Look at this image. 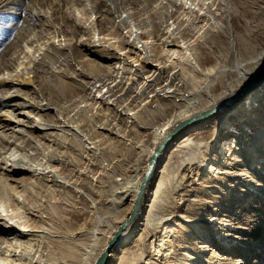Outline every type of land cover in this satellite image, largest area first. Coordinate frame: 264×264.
Here are the masks:
<instances>
[{
	"label": "bare ground",
	"instance_id": "6f19581e",
	"mask_svg": "<svg viewBox=\"0 0 264 264\" xmlns=\"http://www.w3.org/2000/svg\"><path fill=\"white\" fill-rule=\"evenodd\" d=\"M114 1L108 4L113 11L110 13L111 16L113 15V19L109 20L111 30L104 34L95 22L97 18L95 12H98L96 8L99 3H95L92 0H85V6L81 8L83 10L80 9L83 16H79L81 14L79 11V15H76L75 18V24L67 20L66 26L59 24L60 26L58 25V27L56 24L55 26L53 25L54 21L50 18L49 13L45 12L44 6H40L42 4L40 1L34 2L35 6L31 7L28 4L31 0H0L1 15H10L14 18L19 16L21 19V22L17 24L15 29L12 26L13 23L8 24L6 22L7 25L0 26V30L5 31L4 38L0 43V264H96L122 225H120V222L112 226H106L108 223L107 219L101 217L102 221L98 225L104 223L102 230H99L98 225H96L92 229V232L90 230L76 231L75 229L61 231L52 226L59 215L60 207L56 203L53 205L45 200L44 194L41 197L43 185L41 187L38 181L43 182L45 178H50L53 187L52 196L54 197L57 196V188L60 184H64L63 178L59 173L60 171L51 166L55 156L48 157L50 160L45 159L44 155L47 154H43L42 152L44 146V143L41 142L42 140L53 138L55 136L54 132H59L62 135H73L74 138L76 137L74 139L75 142L81 144L80 141H87V149L90 150V153H94L97 150V143H90L84 138L85 136H80V134L92 131L96 133L92 134L94 135L92 136V140H95L97 136L99 138L101 135L104 136L109 132L108 125L106 126L104 123L95 129H81L77 125H74V119L72 120L73 116H66V119L63 118L65 111H70V109L73 111L77 107L79 109L88 107L92 105V101L103 105L107 101L109 111L113 112L116 110L117 120H125L130 123L127 128L136 127L135 134L141 132L143 134V131L145 134H151L149 136L151 137L149 142L141 140L140 142H133L130 145L131 149H139L146 155L145 159L142 158L146 162V167L143 177L139 179L137 184L126 185L122 188L120 194L118 192L115 194L122 202L126 198H134L133 200H129L131 203L136 201L149 168L150 162L148 164V159L150 158L151 161L155 150L163 143L167 136L181 123L195 118L197 119L195 122L182 127L177 133L175 141L168 144L160 153L153 169H151L147 176L139 207L135 214L132 212L134 217L132 214L130 218L131 222H129L121 234L120 240L112 250L105 264H112L118 254H121L119 259L126 257L131 246L135 248L133 245L136 238L140 239L142 237L144 243H150L149 230L153 229L158 222L159 224H163L171 221L172 217H181V215L167 216L161 214L167 211L162 203L164 200V185L166 183L163 177L169 172L168 167L171 154L185 153L187 160L195 159L194 155H196V152L202 146L206 154L202 162L203 167L207 162H211L218 168L216 169L211 166L209 173L217 171L216 174L221 176V178L214 177L215 181L213 182H208L205 198H197L195 200L199 203L192 210V212H196V215L191 220L185 221V223L190 225L191 232L190 235L184 234L182 238L183 242L188 243L190 240H193L192 238L204 240L203 234L206 233V230L209 233L214 230L212 223L218 225V230H221L219 226H233L235 227V231L240 227V221L232 217V214L237 215V218L242 216L234 212L238 202H229L232 207L227 206L228 203L219 206L214 202V198H216L214 195L215 192L212 193L211 191H219L215 187L217 184L224 186L223 184H230L235 180H238V182L241 181L243 185L251 182V176L241 169L244 162L251 161L238 148L233 150L232 154L226 155L223 159L219 156L224 151H229L227 149L228 147H235L233 139L225 140V137H235L239 132L238 130L232 129V127L230 128L232 121L238 115L246 113L249 107L256 108L255 113L259 108L264 106L260 104L262 101L264 102V83L262 84L263 86L261 85L263 89L259 91V95L253 94L249 98L246 97L247 95L244 96V99L245 97L247 98V102L241 98L243 92L253 88L264 74L257 80L256 76L261 70L253 72L241 67L236 68V71L229 70V72H236L239 75V79L227 81L218 93L210 88L212 84L208 85V89H200L199 91L193 89L195 94L190 92V90L187 91L186 88L188 86L193 88V85L186 84L187 81L184 79L185 75L183 74L179 77L185 83H182V90L175 88L171 84L170 79H164L165 82H160V79L163 77L160 76L159 68L167 69V66L171 65V62L167 61L168 63H165L161 60L151 63L152 59L150 62L147 60L150 57H156L155 54H151V49L155 46L156 40L149 27L142 29L140 25L149 26L148 24H150L152 19L147 14L144 16L143 21H141L137 18L135 9L125 10L127 8L125 4L118 6ZM161 1L162 6L157 2L154 6L145 3L144 7L146 8L144 9H151L153 14H156L159 10L163 11V15H156V22L160 27L162 25L163 28L167 27L163 31L168 46L178 48L177 50H166V55L170 57V60L175 59V61H171L175 67L174 70L172 69V72L176 73L179 70L185 69L183 63L190 68L195 64V44L190 37L186 38L182 34L184 24L190 22L192 27H195L199 20H201L200 23L203 21V25L205 26V29L204 26L202 28L204 30H211V27H215L214 24L221 15L224 20L226 19L224 3L223 0H218V4L206 6L204 4L206 1L203 0H183L181 2L180 0H172L171 3L167 4L164 3L165 0ZM67 9L69 10V6ZM67 11L64 12L63 10L64 14ZM180 11H182L181 14ZM103 12L107 16L104 14L102 19L108 22V16L110 15L107 10ZM68 13L74 14L73 9H70ZM61 14H59V20L57 22L64 19V14L63 16ZM183 14H188L189 17L191 15V20L180 19ZM176 20L178 21L176 22ZM121 32L128 34L129 42L124 41ZM120 34L122 37H120ZM128 43H131V46L137 49L139 54H136V56L138 55L141 58L137 65L134 66L136 69L132 68L139 72L140 68H143L142 64H139L142 59L148 61H143L144 65L150 66V75L147 74L148 76L144 77L140 84H137L139 91L132 98H130L131 95L128 93L130 95L129 98H127V94L125 95L120 92L121 85H112L113 81H104V74L100 77H95L98 79L95 81L96 85L94 86L92 84L93 77L91 74H88L85 70L78 67L74 68L72 66L71 69L61 56L62 51H70L71 48L83 49L86 53L83 57L92 56V50L99 49L100 53L103 54L99 56L100 63L111 60H118L121 63L120 65L115 64L111 68V64L109 67H102L107 68L105 71H107L110 77L115 71H123L125 69L127 61L123 55L130 51L125 49L124 46ZM119 51L124 53L119 54ZM180 57L183 59H177ZM158 58L160 57L158 56ZM238 69L239 72H237ZM136 77L139 78L140 76ZM174 77H178V74ZM192 81L193 79L191 78V84ZM73 83L76 85L79 83V86L81 85V88L84 89L83 93L67 101L68 103L62 107L63 110H57L55 107H52L46 98L47 92L58 93L56 88L62 89L64 86L72 88L75 86ZM97 83H100V85ZM105 87L108 90L104 95H94L92 97V92L90 91H93V89L99 90V88L103 90ZM259 87L257 86L255 89ZM151 91L152 95L147 96L149 99L143 98L144 95H147ZM173 100L178 103H174ZM227 101H231L230 106L233 105L230 108L228 107V110H226L227 105H224ZM247 103H249L248 107L245 106ZM49 111L54 112L52 119L48 114ZM68 113L71 114V112ZM206 113L210 114L202 117ZM217 113H223V115L220 116L218 124L212 126V116H215ZM104 119L107 118L104 117ZM66 120L67 122H65ZM82 120L80 121L82 122ZM142 120H148L149 122L159 120L160 123L151 127V124H143ZM201 122L202 124L198 128L201 130L184 136L186 131L187 133L193 131L194 124ZM261 123H264V117H259V119L245 118L242 119L241 123L235 125L241 128L244 124L248 127H253L254 125H261ZM120 128L121 130L123 129V133L126 131V128L124 129L122 126ZM120 128L117 131L118 135L122 134ZM34 132H39L40 135L34 136ZM204 133H213V137L209 142L201 143L197 141L194 143L197 150L195 147L192 149L188 147L192 145L191 141L194 138H198ZM249 135H257L260 141L258 142V150H260V154H264V129L253 131ZM124 137L126 136L124 135ZM128 139L130 138L128 137ZM220 141H222L221 143L223 144L221 145L223 146L221 151L220 149L217 151L219 155L210 156V152L213 151L216 144ZM186 147L188 148L185 151ZM79 149L81 151L80 146ZM38 150H41V153ZM39 155H41V158ZM220 160H224V164ZM221 165L225 167L224 170L220 169L222 167ZM133 173H136L135 175L137 176V168ZM225 187L232 188L231 186ZM246 187L247 191L243 192L244 194L242 196L244 197L242 199L251 196L255 200L261 198V184ZM68 188L72 197L80 193L74 181L68 183ZM188 199H185V201ZM213 207H217L218 209ZM111 209V212H107L109 217L117 215L118 210L115 207ZM183 212H186V210H183ZM221 213H226V215ZM220 216H224L228 220ZM206 218L210 220L209 222H205L207 224L204 225L203 221H208L205 220ZM179 219L182 220V218ZM221 221H227L230 225L221 224ZM174 222L172 223L174 224ZM80 239L86 241L81 249L76 250L71 247V242L73 244L74 241H80ZM99 239L104 244L99 251H96ZM126 244H129V246L123 248ZM200 244L197 240L193 245L191 244L193 246L192 252L199 260L196 262L199 263L201 258L198 255L202 253L206 254L209 251L206 246ZM185 249H189L186 244L179 247V251ZM79 254L82 256L80 260L78 258ZM155 255L157 256L156 261H158V258L164 261L162 254L155 253ZM144 263L143 259L139 263V260L135 258L129 260L127 258L125 261V264ZM161 264L181 263L177 255H175L168 263Z\"/></svg>",
	"mask_w": 264,
	"mask_h": 264
},
{
	"label": "rangeland",
	"instance_id": "374dc122",
	"mask_svg": "<svg viewBox=\"0 0 264 264\" xmlns=\"http://www.w3.org/2000/svg\"><path fill=\"white\" fill-rule=\"evenodd\" d=\"M32 1L33 0H31V2H28L29 6L31 7L35 6L34 2L40 1L42 3L40 6H44L45 12L49 13L50 18L52 19V21H54L53 25L55 26L56 24L57 27L59 24H63V26H66L67 20L72 24H75L76 15H79V13H81V10H83L81 8L84 7L86 3L85 0ZM92 1L95 3H99L97 4L98 7L96 8L98 12H95V15H97V18L95 19L96 24L104 34L106 32H110L111 26L109 25V20L113 19V15H110V13L113 11L111 9V6H109L108 4H110V2L113 0ZM181 1L183 0H180V2ZM203 1H206L204 3L206 6L218 4V0ZM114 2L118 6H123L125 4L127 6L125 10L135 9V13L137 14L136 16L141 21H143L144 16L147 14L152 19L150 24H148L149 26L140 25L142 29L149 27L156 40L155 46H153L151 49V54H155L157 58L153 56L147 60L150 62L152 59L151 63L153 61L156 62L161 60L165 63H168L167 61H170L171 65H173H168L169 68L167 66V69L159 68L160 76L163 77L160 79V82H165L164 79H170L171 84L174 85L175 88L182 90V83H185L179 77H181L183 74L185 75L184 79L187 81L186 84L193 85V88L191 86H188L186 88L187 91L190 90V92H193L195 94L196 90L199 91L200 89H208V85L212 84V87L210 88L214 89L216 93H218L222 90L223 85L227 81H233L237 78L239 79V75H237L236 72H229V70L236 71V68L238 67L249 69V71L253 72L261 70V72L259 71L256 76L257 80L259 77H261L262 74H264V0H223L225 8L224 14L226 15V19L224 20L221 15L220 18H218L217 22L214 24L215 27H211V30H204L205 26L203 25V21L200 23L201 20H199L195 27H192L190 22L184 24V31L182 34L186 36V38L190 37L195 44V64L190 68L183 63L185 69L179 70L176 73L172 72L175 68L172 61H175V59H171V61L170 57L166 55V50H177L178 48L175 46H172V48L168 46V44L166 43V36L164 35V31L167 27L163 28V25L160 27L156 22V15L162 14L163 11L159 10L156 14H153L151 12V9H144L146 8L144 7L145 3L154 6L157 2L162 6V1L115 0ZM171 2L172 0H165L164 3L167 4ZM68 6L69 10L73 9L74 14L68 13ZM62 9L64 10V12L67 10L68 11L64 14ZM105 10H107L108 14L110 15L108 16V22L107 20L102 19V16L106 14L103 12ZM61 12L63 13L61 14ZM181 13L182 11H180V14ZM59 14H61V16H63L64 14V19L57 22L59 20ZM79 16L82 17L83 14L81 13ZM180 19H188L190 21L191 15L189 17L188 14H183ZM177 21L178 20H176V22ZM6 22L8 24L13 23L12 26L15 29L17 27V24L21 22V19L19 16L14 18L10 15L0 14V26H3L4 24L7 25ZM203 26L204 29L202 28ZM158 28L160 29L158 30ZM14 33H16V31H14ZM121 34L124 38V41L129 42V38L127 37L128 34L125 32H121ZM121 34L120 37H122ZM4 35L5 31L0 30V43L4 38ZM158 39L160 40L158 41ZM124 47L128 51L132 52H128L123 55L125 56L124 58L127 61V65L125 66V69L123 71H115V73L110 77L108 76L107 71H105V69L107 68L102 67H109V65L111 64V68L114 67L115 64L120 65L121 63L118 60L102 61V63H100L101 60L99 59V56L103 54L100 53L99 49H93L92 56L83 57V55L86 54L83 49L71 48L70 51H62L61 56L62 59L68 63L71 69L72 66L74 68L78 67L82 70H85L88 74H91L93 77L92 84L94 86L96 85L95 81H97L98 79L95 77H100L104 74V81H113L112 85H121L120 92L125 95L128 93L131 95L130 98H132L139 91L137 84H140L143 81L144 77L150 75V66L146 64L144 65L143 61H148L146 59H142L139 64H142L143 68L141 67L139 72L136 71V68L134 66L137 65L138 61H140L141 59L140 56H136V54L139 53L137 49H135V47L131 46V43L126 44ZM123 53L124 52L119 51V54ZM158 56L160 58H158ZM177 59L182 60L183 58L180 57ZM132 67L135 69H133ZM237 72H239V69L237 70ZM177 74L178 77H174L175 75L177 76ZM136 76L140 77L137 78ZM191 78L193 79L192 84L190 83ZM68 82L71 81L69 80ZM74 84L75 83H73V85ZM97 84L100 85V83ZM75 86L72 88L69 86H64L62 89L56 88L58 93L47 92L46 98L52 107L60 110L62 109L63 105H66V103H68L67 101H70L74 97L83 93L84 89L81 88V85L79 86V83L77 85L75 84ZM262 86L253 90L246 97L249 98L253 94L259 95V91L264 87ZM193 89H195V91H193ZM107 90L108 88L105 87L103 90L99 88V90L93 89V91L90 92H92L93 97L94 95H104ZM128 94L127 98H129L130 96ZM151 95L152 91L147 95H144L143 98L149 99L147 96ZM246 97L245 99L243 98V101L247 99ZM174 103L178 102L174 101ZM260 104L264 105V102L262 101ZM232 106L233 105L227 106L226 110H228ZM245 106L248 107L249 103H247ZM250 108L252 107H249L246 113L238 115V118L236 117L230 124V128L232 127V129L238 130L239 132L235 137H225V140L233 139V141L235 142V147H228L227 149L229 151L222 150L224 152L219 157L223 159L224 157H226V155L232 154L233 150L238 148L242 153H244V156L246 158L248 157V159L251 161L244 162V165L241 167V169L244 170L245 173L251 176V182L247 183V185H243L241 181L238 182V180H235L233 183L223 184L224 186L217 184L215 187L219 189V191H211L212 193L215 192L214 195L216 198H214V202H216L219 206H221V204L228 203L227 206L232 207L229 202H238L235 206L234 212L239 215L241 214L242 216L237 218V215L232 214L233 219H237L240 221V227H238L237 231H235V227L233 226H219L221 230H218V225L212 223V225H214V230L210 231V233L206 230V233L203 234L204 240L192 238L193 240H190L188 243H185L182 240L184 234L190 235L191 232L190 225L188 223H185V221L191 220L192 217L196 215V212H192V210H194V208L199 204L195 200L197 198L206 197V185H208V182L215 181L214 177L221 178L220 175L216 174L217 171H212L209 173L211 166L216 169L218 168L211 162H207L203 167L202 162L206 154L204 148H202L201 146L200 150L196 152V155H194L195 159L187 160V158L185 157V153L171 154V158L169 160L170 164L168 167L169 172L165 177H163L166 183L164 185L165 191L164 200L162 203L167 211L161 214L167 216L181 215V217L179 218H182V220L172 217L171 221L169 222H165L163 224H159L158 222L153 229L149 230L150 243H144L142 237L140 239L136 238L133 245L135 246V248L131 246V248L128 250L129 253L127 254V256L123 257L122 259H119L121 254H118L116 256V259L113 260L112 264H125L127 258L128 260L131 258H135L136 260H139V263L143 259V261L145 262L144 264L168 263L175 257V255H177V257L180 259L181 264H264V154H260V150H258V142L260 141L258 140L257 135H249V133L253 131L264 129V123H261V125L259 124L257 126L254 125L253 127H248L244 124V126H242L241 128H238L235 125L241 123L242 119L245 118L259 119V117H264V106L259 108L255 113L254 111L256 108H252V110H250ZM68 112H71V114ZM115 112L116 110H114L113 112L109 111L107 101L104 102V105L101 103H94L92 101V105L88 107H84L82 109H79V107H77L73 111H71L70 109V111L64 112L63 118L66 119V116H73L72 120L74 119V125H77L81 129H95L97 126L103 125V123L106 124V126L108 125L107 128L109 129V132L104 136L101 135V137L99 138L97 136L95 140H92V136H94L92 134L96 133H93L92 131L80 134V136H85L84 138H86L90 143H97V150L94 153H90V150L87 149V141H80L81 144L75 142L74 139L76 137L74 138L73 135H62L59 132H54L55 136L53 138L41 141L42 143H44L42 152L43 154H47L44 155L45 159L50 160L48 157L55 156L54 162L51 164V166L57 168L60 171L59 173L62 176L64 182V184H60V186L57 188V196L54 197L52 196L53 187L50 178H45L43 182L38 181V183L41 184V187L43 185V190H41V197L44 194L45 200L52 203L53 205L56 203L60 207L59 215L57 216V219L52 224V226L61 231L75 229L76 231L90 230L92 232V229H94L95 226L102 221L101 217H105L107 219L108 223L106 226H112L120 222V225L128 222L131 218V215L133 214L132 212L135 207L134 203L136 201L131 203L129 202V200H133L134 198H126V200L122 202L117 198V196H115V194L117 192L120 194L122 188L126 185L130 186L137 184L139 179L143 177L146 162L142 158L145 159L146 155L139 149H131L130 145L133 142H140L141 140L149 142L151 139V137L149 136L151 134H145L144 131L143 134L142 132L135 134L136 127L127 128L130 123L125 120H117V113ZM48 114L52 119L54 112L49 111ZM222 115L223 113H217L215 116H212V126L218 124L219 118ZM101 116L103 117L101 118ZM104 117H106L107 119H104ZM143 118L145 119V117ZM80 120H82V122ZM145 120H142V123L151 124V127L160 123L159 120L152 122ZM86 121L87 123L85 124ZM65 122H67V120ZM201 124L202 122L194 124L193 131H189L188 133L186 131L184 133V136L201 130L198 129ZM120 126H122L124 129L126 128V131L124 132L126 134L122 132L123 129L121 130ZM118 128H120V132H122V134H117ZM38 135H40L39 132H34V136ZM124 135L127 138L124 137ZM145 135L147 136L145 137ZM128 137L130 139H128ZM212 137L213 133H204L198 138H194L191 141L192 145H189L188 147H190L191 149L195 147L196 149L194 143H196L197 141L206 143L209 142ZM221 142L222 141L216 144V147L213 149V151L210 152V156L213 157L219 155V152L217 151H219V149L221 151L222 149L223 145L221 144L223 143ZM83 144H85L86 146ZM79 146L81 148V151L80 149L78 150ZM188 147H186L185 151ZM38 152L41 153V150H38ZM39 156L41 158V155ZM220 161L222 162V164H224V160ZM149 162L150 158L148 159V164ZM136 168L137 176L135 175L136 173H133ZM220 169L224 170L225 167L222 166ZM70 180L75 182L76 188L80 191V193L76 194L74 197H72V194L69 192L68 188V183L71 182ZM255 184H261L262 186L261 198L259 200H255L254 197L251 196L242 199L244 197L242 196L244 194L243 192L247 191L246 186H254ZM225 186H231L232 188H226ZM187 198L189 199L185 201V199ZM113 207L118 210V213L115 216L109 217L107 212H111V208ZM130 207L133 209L131 210ZM213 208L218 209L217 207ZM183 210H186V212H183ZM221 214L226 215V213ZM220 217L223 219L226 218L224 216ZM50 219H52V217H50ZM205 220L208 221H203L204 225L207 224L205 222H209L210 219L206 218ZM173 221H175V225L172 223ZM220 223L224 225H230L227 221H221ZM98 228L99 230H102L104 228V223L98 225ZM179 236H181V238H179ZM196 240L201 243L200 245L206 246V248L209 250L206 254L202 253L198 255V257L201 258L200 263L196 262L199 260L197 259V256H195L192 252V245L196 242ZM84 243H86V241L80 239V241H74L73 244L71 242V247L79 250L81 249V247H83ZM103 244L104 242L99 239L96 251H99L102 248ZM185 244L189 249L179 251V247ZM124 246L125 247L123 248H126L127 246H129V244H126ZM155 253L162 254L164 261L160 258H158V261H156L157 256L155 255ZM78 258L80 260L82 256L79 254Z\"/></svg>",
	"mask_w": 264,
	"mask_h": 264
},
{
	"label": "water",
	"instance_id": "95a60500",
	"mask_svg": "<svg viewBox=\"0 0 264 264\" xmlns=\"http://www.w3.org/2000/svg\"><path fill=\"white\" fill-rule=\"evenodd\" d=\"M264 83V76L261 78V80L259 82H257V84L251 88V89H248V90H245L243 92V94L241 95V98H244V96L248 95L250 92L253 91V89H255V87L257 86H261L262 84ZM232 101V100H231ZM231 101H227L224 103V105H229L231 103ZM210 113H206L204 114L202 117H206L207 115H209ZM199 118V117H198ZM197 119H192V120H189V121H186V122H183L181 123L178 127H176L168 136L167 138L163 141V143L155 150L154 152V155L150 161V164H149V168L147 170V173H146V177H145V181L139 191V194L137 196V199H136V203H135V208H134V211L133 213L135 214V212L137 211L138 207H139V202H140V199L143 195V191H144V187L146 185V181H147V176L148 174L150 173L151 169H153L160 153L162 152V150L170 143L174 142L175 141V138H176V135L177 133L182 129V127L186 126L187 124H191L193 122H195ZM134 214H133V217H134ZM129 222H131V220H129L128 222L126 223H123L119 230L117 231V233L115 234V236L113 237V239L109 242L108 246H107V249L104 251V253L100 256V258L98 259V261L96 262V264H105L109 257H110V254L112 252V250L114 249V247L117 245L118 241L120 240V237H121V234L124 232L126 226L129 224Z\"/></svg>",
	"mask_w": 264,
	"mask_h": 264
}]
</instances>
